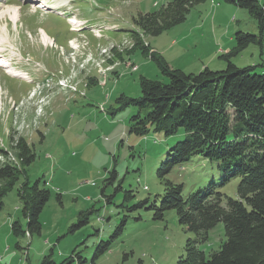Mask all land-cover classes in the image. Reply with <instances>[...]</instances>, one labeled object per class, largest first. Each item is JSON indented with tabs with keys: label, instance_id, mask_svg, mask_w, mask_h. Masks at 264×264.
Returning a JSON list of instances; mask_svg holds the SVG:
<instances>
[{
	"label": "rangeland",
	"instance_id": "374dc122",
	"mask_svg": "<svg viewBox=\"0 0 264 264\" xmlns=\"http://www.w3.org/2000/svg\"><path fill=\"white\" fill-rule=\"evenodd\" d=\"M34 1L0 0V55L26 75L14 76L0 65V150L9 152L6 157L0 151V165L20 167L16 145L21 139L29 143L35 159L24 177L48 187L51 196L41 213L42 232L17 236L12 223L27 224L18 186L6 194L0 208V264H42L45 254L76 248L90 264L97 246L109 240L110 249L98 256L106 263L177 264L187 240L196 235L180 225L176 209L155 219L150 207L164 200L166 179L182 183L187 195L220 182V176L212 163L195 156L161 178L158 169L169 149L187 134L130 131L132 116L150 108L124 105V99L141 96L142 77L168 81L143 46L187 73L203 66L222 70L224 54L237 45V32L260 34L231 60L263 74L264 27L249 9L224 0L196 5L184 22L156 36L139 29L134 19L173 0ZM46 3L64 5V15L36 9ZM15 5L17 22L10 18ZM69 16L84 21V28L73 30ZM45 34L52 46L41 42ZM139 40L144 45L136 46ZM237 183L234 179L224 188L234 198ZM82 216L87 223L72 230ZM226 239L221 221L199 248L210 254Z\"/></svg>",
	"mask_w": 264,
	"mask_h": 264
},
{
	"label": "trees",
	"instance_id": "16d2710c",
	"mask_svg": "<svg viewBox=\"0 0 264 264\" xmlns=\"http://www.w3.org/2000/svg\"><path fill=\"white\" fill-rule=\"evenodd\" d=\"M205 1L173 0L157 11L140 13L134 23L147 35L156 36L184 22L192 9ZM224 1L249 9L264 27V6L258 0ZM260 36L237 32L236 47L224 54V69L206 66L191 73L172 68L158 52H150L149 46L137 41L136 46L144 45V52L157 62L168 81L142 77L141 96L124 99V105L150 108L145 115L132 116L130 131L140 136L150 132L166 136L180 131L187 134L185 140L169 149L167 160L158 169L159 177L165 178L175 165L195 156L212 163L220 176V182L210 181L187 195L182 183L166 179L164 200L159 207H150L155 210V219H163L167 210L176 209L180 225L196 235L187 240L177 264H264V73H255L252 66L238 67L231 60L257 43ZM16 150L20 167L10 162L0 165V208L6 194L18 186L27 224L24 227L20 221H14L12 232L32 236L42 232L41 213L51 190L39 181L31 184L24 177L25 167L35 159L29 143L19 140ZM0 151L8 157L9 152ZM234 179H238L236 198L224 191ZM146 202L140 201L137 206ZM221 221L227 239L219 250L207 254L199 245L208 240L209 231ZM85 223L87 217L82 216L71 229ZM110 243L111 240L97 246L93 262L110 249ZM51 255L44 256L42 264H56ZM75 260L83 261L77 248L60 264H74Z\"/></svg>",
	"mask_w": 264,
	"mask_h": 264
},
{
	"label": "bare ground",
	"instance_id": "6f19581e",
	"mask_svg": "<svg viewBox=\"0 0 264 264\" xmlns=\"http://www.w3.org/2000/svg\"><path fill=\"white\" fill-rule=\"evenodd\" d=\"M42 2H43V1H42ZM38 3H40V2H38ZM46 6H47V4H39V7L47 8ZM48 9H49V7H48ZM18 17H19V7L15 5V6L13 7V9L10 11V18H11L13 21L15 20V22H17ZM72 20H74V19H72ZM71 22H73V21H71ZM75 22L77 23V25L79 24V21H78V20H76ZM41 40L43 41V43H44L45 45H51V44H53V43H52V39H51L48 35H46V34L43 35V36L41 37ZM73 46H74V45H73ZM0 53H1V52H0ZM130 62H131V61H130ZM0 65H2V66H4V67L8 66V67H6V68H11V69H8V70H9L8 72H9L10 74L14 75V76L26 77V75H24L22 72H16V71H15V69L13 68L14 66H13L12 63L9 61V59L6 58V56H5L4 54L0 55ZM128 66H129V67L133 66V70L137 69V66L135 67L134 65H131V63H129Z\"/></svg>",
	"mask_w": 264,
	"mask_h": 264
},
{
	"label": "crops",
	"instance_id": "0c3cea01",
	"mask_svg": "<svg viewBox=\"0 0 264 264\" xmlns=\"http://www.w3.org/2000/svg\"><path fill=\"white\" fill-rule=\"evenodd\" d=\"M152 49H154L155 51L157 50L156 48H154V47H151ZM157 52V51H156ZM205 66H203L201 69H199L198 71H195V72H199V71H201L203 68H204ZM52 253V252H51ZM71 253L72 252H70V254H69V252L67 253V252H62L61 250H59V252L57 253V254H53L52 253V260L56 263V264H60V263H62L67 257H69L70 255H71ZM46 255V254H45ZM44 255V256H45ZM83 261H85V262H87V259H83ZM78 262V264H89V263H85V262ZM75 264V263H74ZM90 264H110V263H106L104 260H102V259H98V260H96L95 262H91Z\"/></svg>",
	"mask_w": 264,
	"mask_h": 264
}]
</instances>
